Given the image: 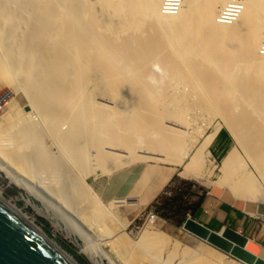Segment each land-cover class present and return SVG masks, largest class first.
<instances>
[{
	"label": "bare ground",
	"instance_id": "1",
	"mask_svg": "<svg viewBox=\"0 0 264 264\" xmlns=\"http://www.w3.org/2000/svg\"><path fill=\"white\" fill-rule=\"evenodd\" d=\"M170 3L0 0V78L27 102L26 110L16 100L2 109L0 172L40 199L45 210L26 203L53 223L60 207L73 209L102 241L93 264H171L178 251V264L220 263L163 231L130 239L119 208L143 206L104 203L92 175L163 161L181 165L183 177L264 203V0ZM216 118L236 143L220 164L209 149ZM0 201L78 264L1 193Z\"/></svg>",
	"mask_w": 264,
	"mask_h": 264
},
{
	"label": "rangeland",
	"instance_id": "2",
	"mask_svg": "<svg viewBox=\"0 0 264 264\" xmlns=\"http://www.w3.org/2000/svg\"><path fill=\"white\" fill-rule=\"evenodd\" d=\"M12 100L13 101L16 100L18 105L20 107H23L24 110H26L27 102L26 99L23 97V95L20 93H16L12 86H10L8 83L4 82V80L0 78V121L2 119L1 113L4 105ZM100 101L103 103H108V102H104L105 100H100ZM6 109L7 106H5L3 110ZM216 121L221 124L220 128H222V130H226L229 133L231 138L229 147L233 145L230 147L232 149L234 146H236V143L234 141L231 132L219 118H216L215 122ZM170 125L177 126V124H170ZM177 127L180 128V125L178 124ZM211 129L212 127H210L208 130ZM43 142L45 145L47 144L48 148L51 147L48 137H44ZM209 149L211 152V159L216 164H220L226 150H222V151L219 150L216 152L212 150V147H209ZM53 151L54 149L51 148L49 152L53 153ZM240 152L242 155H244L242 151ZM148 162L157 163L167 167L175 168L174 169L175 173L172 176L170 182L163 189V191L145 209H141V208L131 209L125 206L131 203V201H129V203L128 202L125 203L119 208L121 215L123 214L127 216L128 219L131 221L126 226L125 234L130 239H135V237L142 229L163 231L167 233L170 237L179 241V243L182 246H187L192 248L193 250L201 252L206 257L220 264H245L241 262L239 259L220 251L216 247L211 246L202 239L184 230L183 223H178V220L182 218L185 221L187 217L190 216L193 217L189 210L173 216L166 215L170 207L174 206L173 199L176 198L177 196L183 195V199H184L183 205H186L191 202L198 201L201 195H205V194L207 195L208 190L205 187V183L203 184L195 179L181 176L180 175V171L182 169L181 165L175 166L169 163L168 165L166 162L153 161V160H145L143 164ZM138 163H142V161ZM44 174L45 173H41L40 175H44ZM217 174H218V170L216 169L212 178H214ZM4 177L5 176L2 174V172H0V193L2 194L3 198L6 201L10 202L17 209L21 210L22 213L25 214L29 219L34 220L35 224L38 225L44 231V233L47 234L49 238L54 240L63 250H65L71 257H73L78 264H93L89 256L93 254H97V255L100 254L101 252L100 244L102 243V241H99L98 238H96V234L94 235V232L90 231L92 229L89 227L88 224L82 223L78 219V216L74 214L73 209H71L72 211L66 209L67 210L66 211L64 210V208L60 207L61 212L59 213L58 216L59 221L58 223H53L44 212L42 214H39L32 205H28L26 203V199H27L28 202L30 201L36 206L43 208L45 210L46 206L43 204V202L40 199H37V197L34 194H27L26 191L20 189L17 185L8 183V179ZM107 179H108L107 176L106 177L102 176L96 179L92 175L90 176L89 183L93 185L96 188V190L102 194V187L101 188L99 187L98 185L99 183H97V181H101L100 183L104 184V181ZM21 193L25 195L24 198H19ZM101 198L103 202L106 204H109L110 202L115 200L114 198H112L105 201L102 195ZM120 199H126V197H118V199L116 200H120ZM53 204L58 205L57 203H53ZM151 215H153L152 221L149 220ZM79 228L81 229L79 230ZM178 253L179 251L176 253V255L173 256L171 264H178V261L180 260ZM160 254L161 256H163L161 257L162 259L166 258L168 254L167 247L164 249L162 248ZM105 263L109 264L107 259H105ZM157 263L161 264L160 262Z\"/></svg>",
	"mask_w": 264,
	"mask_h": 264
},
{
	"label": "water",
	"instance_id": "3",
	"mask_svg": "<svg viewBox=\"0 0 264 264\" xmlns=\"http://www.w3.org/2000/svg\"><path fill=\"white\" fill-rule=\"evenodd\" d=\"M205 187L209 195L237 211L256 216L264 222L263 202L236 199L228 189L217 185ZM183 228L247 264H264V245L236 229L226 226L221 232L215 231L191 216L183 222ZM0 264L70 263L0 201Z\"/></svg>",
	"mask_w": 264,
	"mask_h": 264
},
{
	"label": "crops",
	"instance_id": "4",
	"mask_svg": "<svg viewBox=\"0 0 264 264\" xmlns=\"http://www.w3.org/2000/svg\"><path fill=\"white\" fill-rule=\"evenodd\" d=\"M230 141L229 133L220 128L209 147L216 152L226 150L223 159L233 146L229 147ZM174 169L152 162L136 163L114 171L111 177L104 181V184H101V181L97 183L100 188L102 187L101 195L105 201L128 197V200L133 199L140 202L142 209H145L170 182L175 173ZM192 216L196 221L215 231H221L229 226L264 245V222L256 216L231 208L218 198L206 195L201 207Z\"/></svg>",
	"mask_w": 264,
	"mask_h": 264
},
{
	"label": "trees",
	"instance_id": "5",
	"mask_svg": "<svg viewBox=\"0 0 264 264\" xmlns=\"http://www.w3.org/2000/svg\"><path fill=\"white\" fill-rule=\"evenodd\" d=\"M205 195H201L198 199V201L191 202L189 204L183 205L184 199L183 195L177 196L173 199L174 206L170 207V209L167 212V216H173L176 214H180L181 212L190 211V213L193 215L197 210L201 207V203L203 199L205 198ZM183 219L181 218L178 220V223H183Z\"/></svg>",
	"mask_w": 264,
	"mask_h": 264
},
{
	"label": "built area",
	"instance_id": "6",
	"mask_svg": "<svg viewBox=\"0 0 264 264\" xmlns=\"http://www.w3.org/2000/svg\"><path fill=\"white\" fill-rule=\"evenodd\" d=\"M171 1V3H170V5H172V4H175V3H179L180 2V0H170ZM167 2H168V0H167ZM180 4V3H179ZM179 4H177V5H179ZM176 5V6H177ZM176 6H174L173 8H172V10H174L175 8H176ZM235 6V5H234ZM232 8V7H231Z\"/></svg>",
	"mask_w": 264,
	"mask_h": 264
},
{
	"label": "clouds",
	"instance_id": "7",
	"mask_svg": "<svg viewBox=\"0 0 264 264\" xmlns=\"http://www.w3.org/2000/svg\"><path fill=\"white\" fill-rule=\"evenodd\" d=\"M207 195H209L208 192H207ZM210 196H211V195H210Z\"/></svg>",
	"mask_w": 264,
	"mask_h": 264
}]
</instances>
